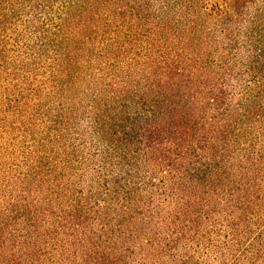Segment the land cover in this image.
Segmentation results:
<instances>
[{"label": "trees", "instance_id": "16d2710c", "mask_svg": "<svg viewBox=\"0 0 264 264\" xmlns=\"http://www.w3.org/2000/svg\"><path fill=\"white\" fill-rule=\"evenodd\" d=\"M0 264H264V0H0Z\"/></svg>", "mask_w": 264, "mask_h": 264}]
</instances>
